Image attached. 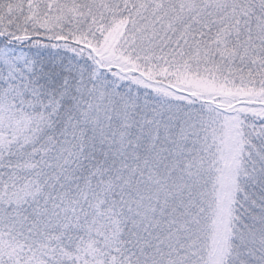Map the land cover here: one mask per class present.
<instances>
[{"label": "snow or ice", "instance_id": "snow-or-ice-1", "mask_svg": "<svg viewBox=\"0 0 264 264\" xmlns=\"http://www.w3.org/2000/svg\"><path fill=\"white\" fill-rule=\"evenodd\" d=\"M0 264H264V0H0Z\"/></svg>", "mask_w": 264, "mask_h": 264}]
</instances>
